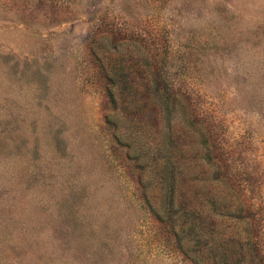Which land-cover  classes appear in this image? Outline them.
I'll use <instances>...</instances> for the list:
<instances>
[{
    "label": "rangeland",
    "instance_id": "obj_1",
    "mask_svg": "<svg viewBox=\"0 0 264 264\" xmlns=\"http://www.w3.org/2000/svg\"><path fill=\"white\" fill-rule=\"evenodd\" d=\"M0 264H264V0H0Z\"/></svg>",
    "mask_w": 264,
    "mask_h": 264
},
{
    "label": "trees",
    "instance_id": "obj_2",
    "mask_svg": "<svg viewBox=\"0 0 264 264\" xmlns=\"http://www.w3.org/2000/svg\"><path fill=\"white\" fill-rule=\"evenodd\" d=\"M112 85H115L114 82H112ZM111 93L112 99L114 98ZM166 91H163L160 98V103L162 104V111L164 112V115L168 116V118H171L175 115L176 111V103L170 98L166 96ZM199 127L201 126L197 123H195L194 128L196 130H199ZM168 140L170 141L171 138L169 137ZM171 144H168L169 146ZM174 152L173 150L167 151V153L161 158L160 164H155V170H157L156 178L153 179V181H148L144 184V187L148 188H156L161 191L163 198H162V207L157 208L154 206V202L152 198H150L147 194V191H145V199L147 203L150 206L151 212L156 215V217L161 221L165 222L168 225H171L173 230H176L177 227H179V230L176 231V240L179 242L180 249L186 253L187 255V244H182L183 242H186L187 240L193 241L196 240L197 237V227L196 224H192L191 221L188 219H185L183 223H181L176 216L179 212V204H177V201L181 199L182 195V183L180 182L179 175L178 174V163L174 161ZM140 162V156L136 158V163L138 164ZM154 185V186H153ZM142 187V185H141ZM198 229L200 230V237L202 240L208 244L211 240L214 239L215 234L212 232H206V228L203 226L198 225ZM209 237V238H208ZM226 242V240H224Z\"/></svg>",
    "mask_w": 264,
    "mask_h": 264
}]
</instances>
